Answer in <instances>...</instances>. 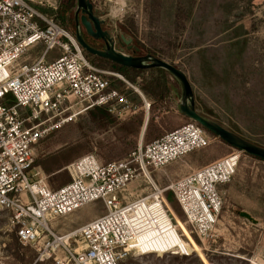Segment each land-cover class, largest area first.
Wrapping results in <instances>:
<instances>
[{"label":"built area","instance_id":"built-area-1","mask_svg":"<svg viewBox=\"0 0 264 264\" xmlns=\"http://www.w3.org/2000/svg\"><path fill=\"white\" fill-rule=\"evenodd\" d=\"M50 8L49 0H0V209L9 213L18 242L36 251V263L124 264L137 255L189 256L181 247L144 251L152 232L163 247L175 240L165 235L171 229L159 224L167 214L174 225L166 193L176 199L191 234L207 240L219 223L223 188L236 176L242 153L233 151L165 188L158 186L154 172L219 139L190 121L149 144L141 142L126 160L102 164L94 156L81 158L67 168L71 181L51 189L35 169L38 142L94 108L119 120L136 114L135 102L113 88L111 77L139 91L95 66L75 34L45 12ZM144 106L149 112L150 103L144 100ZM141 181L145 192L135 195L129 187ZM94 203L103 205L102 216L57 234L55 221Z\"/></svg>","mask_w":264,"mask_h":264},{"label":"rangeland","instance_id":"rangeland-1","mask_svg":"<svg viewBox=\"0 0 264 264\" xmlns=\"http://www.w3.org/2000/svg\"><path fill=\"white\" fill-rule=\"evenodd\" d=\"M49 1L53 8L45 12L75 34L77 0L73 5L72 22H66V0ZM92 3L114 34L120 28L125 29L144 54L172 64L186 74L194 92L196 108L202 115L264 148V0H92ZM62 8L65 10L63 18L60 16ZM53 55L55 52L50 56ZM92 60L97 61L91 57ZM100 69L124 77L141 92L151 75L158 74L147 70L132 82L108 68ZM167 80L172 92L165 100L146 98L142 92L151 105L148 138H160L165 132L190 122L178 111L182 97L178 82L170 75ZM133 98L137 113L122 120L117 118L118 124L113 127L104 128L92 123L89 117L83 118L74 132L58 136L48 156L36 148L35 169L41 171L51 189L71 181L67 168L81 158L94 156L100 163L118 162L126 150L138 148L141 142L144 145L153 142L146 141L147 129L141 141L143 126L136 135L131 133L133 130L129 135L118 128L137 117H144L145 121L147 111L143 99L134 93ZM233 151L238 150L217 139L206 150L154 172L153 180L165 188ZM241 153L236 176L223 188L224 206L212 237L201 241L191 234L187 218L176 199L174 202L166 198L173 224L178 226L180 234L184 233L187 238L184 240H188L190 246L177 237L174 226L165 228L166 231L171 229L165 235L175 238L171 248L181 247L189 256L137 255L124 264H264V161ZM53 158L59 159L62 168L48 174L43 165ZM145 186L141 181L129 188L135 195H140L145 192ZM104 212L102 204L94 203L55 221L53 228L59 235L67 234ZM240 212L250 214L257 223L241 218ZM36 259L33 248L24 247L16 240L9 213L0 209V264H53L51 261L36 263Z\"/></svg>","mask_w":264,"mask_h":264},{"label":"water","instance_id":"water-1","mask_svg":"<svg viewBox=\"0 0 264 264\" xmlns=\"http://www.w3.org/2000/svg\"><path fill=\"white\" fill-rule=\"evenodd\" d=\"M77 4L78 8L75 13V36L79 45L85 52L131 69L165 70L172 78H174L178 82L181 88L182 97L178 105V111L181 115L186 117L188 120L197 123L199 126L204 128L210 135L219 138L220 140L237 149L238 151L245 152L246 154L252 157L264 161V148L256 146L240 138L236 134L224 128L222 125L210 120L209 118L205 117L200 112H198V110L196 109L195 96L192 86L186 74L182 70L152 55L134 57L124 54V47H126L128 51L134 50L135 52H140L139 48L133 47V39H127L125 36H121L119 42L120 47L122 49L119 50L118 48H116L114 39L110 38L109 34L102 30L101 26L104 24V21L100 20L94 15V7L91 1L77 0ZM81 27H83L87 35L92 37L93 39L104 40L107 44L106 49L103 51H98L91 48L84 41V38L80 34L79 28ZM147 123L145 125V131L148 125ZM144 134L145 132L143 133V137ZM143 137L141 138V141L143 140ZM239 215L241 218H244L249 222L257 223V221L246 212H240Z\"/></svg>","mask_w":264,"mask_h":264},{"label":"trees","instance_id":"trees-1","mask_svg":"<svg viewBox=\"0 0 264 264\" xmlns=\"http://www.w3.org/2000/svg\"><path fill=\"white\" fill-rule=\"evenodd\" d=\"M75 1L76 0H66V22H70V21L72 22L74 20L73 19L74 18V11H73L74 6L73 5H74ZM64 14H65V10H63V8H62V11L60 12V16L63 18ZM74 27H75V25H74ZM87 58L91 61V56L90 57L88 56ZM97 61L92 60L91 62L97 67L108 68L114 72L122 74V75L126 76L128 79H130L132 82L136 81V78L139 77V74L141 72L147 71V70H138V69L127 68V67L118 65L114 62L108 61V60L97 59ZM149 71L152 73L156 72L158 74L156 75L157 77L155 75L154 76L151 75L150 81L142 89L143 94L146 96V98H152L155 101L165 100L169 96V94L172 92V88H171V86L167 80L169 74L163 69H150ZM112 86H113V88L119 89L121 92L129 93V90H127V86L123 82H121L120 80H113L112 79ZM85 115L86 116H84V117H83V115L80 116L74 122L65 124L60 129L55 130L53 133L42 138L36 146L38 152H40L42 155L47 154L46 156H48L49 155L48 152L50 149H52L51 147L53 146V144H55L56 140L58 139V136L65 135V134L67 136L69 133L74 132L75 128L78 126L79 120H81L83 118L85 119V118L89 117L90 120L92 121V123H96L97 125L104 127V128L113 127V125L115 123L118 124L117 118L116 117L114 118V116H112L110 113H108V111L105 110L104 108H94L93 110L87 112ZM143 122H144V117H137L134 120H132L131 122L125 124L124 126H123V124L119 125L118 128L120 127V129H121L120 131L121 132L123 131L122 133H124V134L127 133L129 135H131L129 132L133 130L131 133H133V135H136L140 132V129L143 126ZM149 126H150V122L148 124L147 131H146L147 135H145V137L147 139L146 141H151L154 138V136H150L148 138ZM136 150H137L136 147L134 149H132V151L129 149L126 150L127 152L125 153V155L122 156L123 158L119 159L118 161L126 160L129 157L128 155H130V153H132ZM129 151H131V152L129 154H127ZM67 153H68V150L66 151V156L68 155ZM45 163L43 166H44L45 171L48 174L57 172L58 170H60V168H62V165L60 164L59 159L57 160L56 158H53V160H51L50 162H45ZM108 163H111V162L102 163V164H108ZM64 182L67 183L68 181L65 180ZM166 198L171 200V201L174 200V202H176L174 196L171 193H166ZM15 236H16V233H15ZM16 240H18L17 236H16ZM176 245H178V244H176Z\"/></svg>","mask_w":264,"mask_h":264},{"label":"flooded vegetation","instance_id":"flooded-vegetation-1","mask_svg":"<svg viewBox=\"0 0 264 264\" xmlns=\"http://www.w3.org/2000/svg\"><path fill=\"white\" fill-rule=\"evenodd\" d=\"M91 3H92V0H90ZM93 4V3H92ZM93 7H94V15L96 17H98L100 20L104 21V24L101 26L102 27V30L104 32H107L110 36V38L114 39L115 41V44H116V48H118L119 50H121L122 48L120 47V42H119V39L121 36H125L127 39H131V36L129 33H127V31L123 28H120L118 31H117V34H114V31L113 29L108 25V23L102 19V16L100 14V12L95 8V5L93 4ZM81 16V14H80ZM75 30H76V20H75ZM79 31H80V34L82 35V37L84 38V41L93 49L95 50H98V51H103L106 49V42L104 40H95L93 39L92 37L88 36L85 29L83 27L79 28ZM133 39V38H132ZM133 47H138V45L135 43L134 39H133ZM140 49V48H139ZM84 51V50H83ZM85 55L88 57V56H91L93 59H101V60H106V59H103L101 57H98V56H94V55H91L87 52H85ZM124 54L126 55H130V56H134V57H143V56H146L147 54H144L143 50L140 49V52H135L134 50H130L128 51L126 47H124ZM109 61V60H108Z\"/></svg>","mask_w":264,"mask_h":264},{"label":"bare ground","instance_id":"bare-ground-1","mask_svg":"<svg viewBox=\"0 0 264 264\" xmlns=\"http://www.w3.org/2000/svg\"><path fill=\"white\" fill-rule=\"evenodd\" d=\"M148 118H149V112L146 113L145 122H144L143 129H142V133H141V138L143 137V133L145 132V125H146V123L148 122ZM147 124H148V123H147ZM168 208H169V205H168ZM169 210L171 211L170 208H169ZM171 212H172V211H171ZM172 214H173V213H172ZM165 220H166L167 222H164ZM168 220L170 221L168 215H167V214H164V215H163V219H162V221L159 222L160 226H161L162 228H167L168 226H171V227L174 226V225L171 224V221H170V223H169ZM166 223H169V224L167 225ZM174 228H175V226H174ZM177 229H179L178 226H177ZM156 236H157L156 232H152V233H150L149 239H151L152 241L150 242L149 245H147L146 248H144V251H145V252H147V251H151V252H153L152 250H154V252H155V251H160L161 249H163V251L161 250L160 252H167L169 249L172 250V251L175 249V248H171V247H168V246H167V247H163V246H161V243H159V242L156 240ZM186 244H187V243H186ZM187 246H190V243H188Z\"/></svg>","mask_w":264,"mask_h":264},{"label":"crops","instance_id":"crops-1","mask_svg":"<svg viewBox=\"0 0 264 264\" xmlns=\"http://www.w3.org/2000/svg\"><path fill=\"white\" fill-rule=\"evenodd\" d=\"M136 86V85H135ZM138 88V87H137ZM138 91L139 92H135V91H131L130 92V90H129V95H130V98L135 102V100H134V98H133V93L134 94H137V95H139L142 99H143V102H144V100H146L147 101V99L144 97V95L142 94V92L139 90V88H138ZM148 102V101H147ZM197 109V108H196ZM199 112V111H198ZM149 122V121H148ZM148 126V125H147ZM166 133V132H165ZM157 137V136H156ZM155 136H154V138H153V140L152 141H155V140H157L158 138H156ZM211 162V161H210ZM212 162H214V161H212ZM211 162V163H212ZM207 165V164H206Z\"/></svg>","mask_w":264,"mask_h":264}]
</instances>
